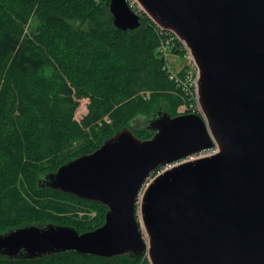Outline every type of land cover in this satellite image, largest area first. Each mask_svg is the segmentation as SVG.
Segmentation results:
<instances>
[{"label": "water", "instance_id": "water-1", "mask_svg": "<svg viewBox=\"0 0 264 264\" xmlns=\"http://www.w3.org/2000/svg\"><path fill=\"white\" fill-rule=\"evenodd\" d=\"M137 1L193 56L202 114L160 108L147 119L152 138L124 128L46 175L42 188L107 207L104 224L83 234L56 224L14 229L0 234V256L264 264V0ZM109 6L117 29L141 26L126 0Z\"/></svg>", "mask_w": 264, "mask_h": 264}, {"label": "trees", "instance_id": "trees-1", "mask_svg": "<svg viewBox=\"0 0 264 264\" xmlns=\"http://www.w3.org/2000/svg\"><path fill=\"white\" fill-rule=\"evenodd\" d=\"M111 0H0V234L56 224L80 234L105 222L107 207L40 186L62 165L91 154L116 132L143 140L160 108L178 116L182 92L157 53L161 36L147 16L115 27ZM149 92L150 98L141 96ZM88 115L78 123L79 100ZM0 264H150L147 255L77 253Z\"/></svg>", "mask_w": 264, "mask_h": 264}, {"label": "built area", "instance_id": "built-area-1", "mask_svg": "<svg viewBox=\"0 0 264 264\" xmlns=\"http://www.w3.org/2000/svg\"><path fill=\"white\" fill-rule=\"evenodd\" d=\"M131 10L140 15V17L146 16L144 9L139 4L137 0H126ZM157 30L159 31V34L161 36V41L158 46V53L161 57L162 54L165 55V58L163 59L165 61V70L167 71V74L169 75V78L175 82L178 89L182 92V98L184 100V104H182L178 108V114L184 115V114H202L201 107L199 105L198 101V88H197V81L199 77V70L198 66L187 49L184 42H182L174 33L170 31H165L159 26H157ZM174 48L173 52H185L184 55V64L182 65L179 72H174L170 64L168 63L167 54H169L170 49ZM172 52V53H173ZM181 73V74H180ZM80 107V106H79ZM79 109V108H78ZM88 109V108H87ZM78 112V110H77ZM77 112L75 116V121H77ZM85 112V110H84ZM81 121V120H80ZM80 121H77L80 123ZM214 152V151H213ZM213 152H207L209 155ZM206 153V152H204ZM203 154V153H202ZM192 159V157L190 158ZM171 166L161 167L156 169L152 172V174L146 179L142 191H144L148 185L161 173L169 169Z\"/></svg>", "mask_w": 264, "mask_h": 264}, {"label": "rangeland", "instance_id": "rangeland-1", "mask_svg": "<svg viewBox=\"0 0 264 264\" xmlns=\"http://www.w3.org/2000/svg\"><path fill=\"white\" fill-rule=\"evenodd\" d=\"M173 51H174V48L172 47V49H170V51H169V54L166 53L167 54V58H168L167 60H168V63L170 64L171 69L174 72L177 73V72H179V70L181 69L182 65L184 64V55H185V52H183V51L182 52H173ZM157 53H158V51H157ZM161 58L164 59L165 58V55L162 54L161 55ZM141 96L149 99L150 98V93L149 92H142L141 93ZM79 103H80V107H79L78 112H77V121H80L81 120L80 123H82V121L88 115V109H87V107H88V105L90 103V100L88 98H82V99L79 100ZM84 110H85V112H84ZM177 113H178V110H177ZM206 154H208V153L197 154L196 156L192 157V159L205 156ZM192 159H190V160H192Z\"/></svg>", "mask_w": 264, "mask_h": 264}]
</instances>
